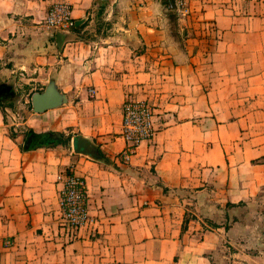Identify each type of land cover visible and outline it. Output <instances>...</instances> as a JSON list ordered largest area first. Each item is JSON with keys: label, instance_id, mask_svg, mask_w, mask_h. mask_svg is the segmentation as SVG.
<instances>
[{"label": "crops", "instance_id": "1", "mask_svg": "<svg viewBox=\"0 0 264 264\" xmlns=\"http://www.w3.org/2000/svg\"><path fill=\"white\" fill-rule=\"evenodd\" d=\"M56 1L0 0V90L54 80L66 116L83 113L65 146L57 131L11 137L0 111V264H264V0H187L185 15L66 0L85 26L62 50L43 25ZM128 98L152 104L155 131L125 161ZM68 169L97 234L61 227Z\"/></svg>", "mask_w": 264, "mask_h": 264}, {"label": "built area", "instance_id": "2", "mask_svg": "<svg viewBox=\"0 0 264 264\" xmlns=\"http://www.w3.org/2000/svg\"><path fill=\"white\" fill-rule=\"evenodd\" d=\"M187 0H169V6L185 15L189 12ZM75 21L72 15V5L67 1H56L52 3L45 15L43 25L56 34L58 31L69 32ZM95 95V89H91ZM154 109L152 104L146 100L126 99L123 104V121L121 125V137L125 141V147L121 156L129 161L135 153L136 147L145 140L154 137L153 125ZM61 206L64 214L76 218L77 225L90 224L88 212V193L84 178L76 175H68L65 188L61 191ZM74 197V204L71 199ZM9 246L8 238L0 240V246Z\"/></svg>", "mask_w": 264, "mask_h": 264}, {"label": "rangeland", "instance_id": "3", "mask_svg": "<svg viewBox=\"0 0 264 264\" xmlns=\"http://www.w3.org/2000/svg\"><path fill=\"white\" fill-rule=\"evenodd\" d=\"M36 90H38L37 86L28 85L23 83L22 81L20 83H17V85L15 86L5 87V89L0 90V95L3 98V101L2 100L0 101V111L3 117L2 125L5 127L8 133L11 134V137L13 138L21 134L25 136L27 135L29 130H34L37 132H46V131L62 132L66 135H69L68 139L66 138L65 146H70V145L72 146L71 137L74 134H78V132H81L80 130L81 122L79 117H82L83 115L82 111L78 108L76 109L73 108L78 113L75 111H69L68 112L69 116H66V111L68 109L67 107L72 108V106L67 103L64 104L62 107L59 108L56 107L50 109L45 113H35L32 108L31 97L33 93L36 92ZM43 90L44 89L40 90V92ZM75 104L76 103L74 102L73 106H75ZM86 134L93 137L94 140H97V137L99 136L94 133H90V134L86 133ZM95 135H97V137H94ZM25 138L24 137L20 138L22 145L25 142ZM70 172H72V170L68 169L62 175H59L57 178L58 181L62 182L61 191L65 188V184L69 175L68 173ZM71 201H72L71 204H74L75 202L74 197L71 199ZM60 209H61V218H60L61 227L64 229L63 231L66 234V238L68 240H73L76 237H78L79 236L78 234L83 229L89 230L90 233H92V235L97 234L96 219H94L92 215L89 214L88 217L89 219L93 220V222L90 224L88 223L87 225L83 224L81 226L80 224L77 225V222H75L77 220L76 218L71 219V216L64 214L63 208L61 206V196H60ZM232 222H234V218ZM229 226H230L229 221H227V227ZM6 238H8L10 241V245L6 247H10L13 241L9 237ZM263 239H264V235H263Z\"/></svg>", "mask_w": 264, "mask_h": 264}, {"label": "water", "instance_id": "4", "mask_svg": "<svg viewBox=\"0 0 264 264\" xmlns=\"http://www.w3.org/2000/svg\"><path fill=\"white\" fill-rule=\"evenodd\" d=\"M84 21H85L84 19H79L75 21L74 26L69 32L58 31L56 33L57 46L59 47L60 50H62L65 42L71 41L76 37L74 31L76 28L82 26ZM7 87H11V86H7ZM31 102H32L33 111L35 113H43L46 112L47 110L63 105L64 103L67 102V99L65 94L59 91L55 81L51 80L43 91L33 93L31 97ZM32 136L33 134L30 135L26 147L30 146ZM90 148L91 145L86 139L82 137H78V148L76 149L77 152L90 153L91 152Z\"/></svg>", "mask_w": 264, "mask_h": 264}, {"label": "trees", "instance_id": "5", "mask_svg": "<svg viewBox=\"0 0 264 264\" xmlns=\"http://www.w3.org/2000/svg\"><path fill=\"white\" fill-rule=\"evenodd\" d=\"M84 26H85V24L82 25V26H80L79 28H76L75 31H76V32H80V31L84 28ZM54 38H55V36H54ZM68 174H69V175H74L73 172H70V173H68Z\"/></svg>", "mask_w": 264, "mask_h": 264}, {"label": "flooded vegetation", "instance_id": "6", "mask_svg": "<svg viewBox=\"0 0 264 264\" xmlns=\"http://www.w3.org/2000/svg\"><path fill=\"white\" fill-rule=\"evenodd\" d=\"M0 99L3 101V98H2V97H1ZM1 100H0V101H1Z\"/></svg>", "mask_w": 264, "mask_h": 264}]
</instances>
